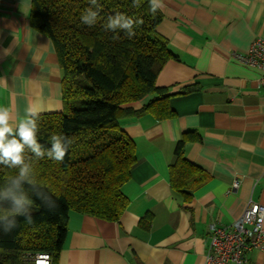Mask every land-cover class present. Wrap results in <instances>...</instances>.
<instances>
[{
  "label": "crops",
  "instance_id": "0c3cea01",
  "mask_svg": "<svg viewBox=\"0 0 264 264\" xmlns=\"http://www.w3.org/2000/svg\"><path fill=\"white\" fill-rule=\"evenodd\" d=\"M156 30L176 58L156 77L174 115L122 119L136 163L123 186L128 206L116 221L70 211L57 264H204L210 224H229L248 199L264 205V85L260 70L231 56L264 39V0H162ZM31 0H0V108L17 124L28 110H62L53 42L29 23ZM189 86L191 90H187ZM146 95L129 106L138 109ZM208 179L188 203L170 188L174 147ZM238 187L229 191L232 180ZM249 264H264L252 250Z\"/></svg>",
  "mask_w": 264,
  "mask_h": 264
},
{
  "label": "trees",
  "instance_id": "16d2710c",
  "mask_svg": "<svg viewBox=\"0 0 264 264\" xmlns=\"http://www.w3.org/2000/svg\"><path fill=\"white\" fill-rule=\"evenodd\" d=\"M98 5L97 23L89 27L81 23L82 13L93 7L89 0H31L29 23L51 39L62 72V110L38 114L37 140L44 149L51 148L53 135H64L72 143L61 163L47 157L36 160L26 149L31 184L22 180L15 186L18 169L0 165V194L24 191L33 200V223L19 217L11 233L0 230V264H22L27 252H47L51 264H57L70 211L118 220L128 206L123 186L137 160L134 142L120 128V120L174 115L168 88L156 85L163 65L176 58L156 30L162 19L159 10L152 14L148 0H141L138 8L132 0H98ZM116 13L143 21L134 36L104 29L107 17ZM146 95L151 96L147 104L129 106ZM199 139L196 132L184 133L169 165L170 188L183 203L208 179L184 154L186 143ZM51 203L58 206L54 211L46 209ZM10 204L0 196V205Z\"/></svg>",
  "mask_w": 264,
  "mask_h": 264
},
{
  "label": "clouds",
  "instance_id": "9594fccd",
  "mask_svg": "<svg viewBox=\"0 0 264 264\" xmlns=\"http://www.w3.org/2000/svg\"><path fill=\"white\" fill-rule=\"evenodd\" d=\"M93 7H89L81 15V23L94 26L97 23L99 15L98 0H89ZM141 0H132L133 7H139ZM149 11L155 14L157 9L161 8L162 0H148ZM95 8V10H94ZM143 23L142 20L134 21L132 18L122 13L110 15L104 24L106 31L117 32L124 31L131 38L135 35V28ZM38 113L28 110L26 115L20 119L19 123H10L11 116L6 108H0V165H4L9 169H18V175L13 179L12 183L19 187L20 181L28 180L31 168L26 162L25 151L29 150L36 160L47 157L48 159L61 163L64 160L69 148L71 140L64 135L51 136V148L44 149L37 140L38 132ZM31 184L32 181L28 180ZM40 194L37 193V196ZM3 198L10 199L9 207L0 205V230L5 234L11 233L19 226V217H23L28 224L33 223L32 206L33 200L28 197L24 191L19 193L4 192L0 194ZM58 206L51 203L46 206L48 211H54Z\"/></svg>",
  "mask_w": 264,
  "mask_h": 264
},
{
  "label": "built area",
  "instance_id": "2783aa9c",
  "mask_svg": "<svg viewBox=\"0 0 264 264\" xmlns=\"http://www.w3.org/2000/svg\"><path fill=\"white\" fill-rule=\"evenodd\" d=\"M235 60L260 70L258 79L264 85V39H255L246 52H231ZM239 179L234 178L229 191L235 190ZM204 264H249L252 250L264 252V205L246 202L242 214L229 224L212 223L208 232ZM22 264H51L47 252L24 253Z\"/></svg>",
  "mask_w": 264,
  "mask_h": 264
}]
</instances>
